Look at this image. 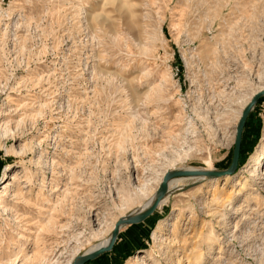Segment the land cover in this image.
Here are the masks:
<instances>
[{
  "label": "rangeland",
  "instance_id": "374dc122",
  "mask_svg": "<svg viewBox=\"0 0 264 264\" xmlns=\"http://www.w3.org/2000/svg\"><path fill=\"white\" fill-rule=\"evenodd\" d=\"M0 8V101L21 104L22 117L5 145L15 152L0 146V238L16 213L51 223L43 244L51 263L66 264L144 203L163 171L228 166L240 110L264 86V0H0ZM263 134L264 96L227 181L171 186L145 222L123 225L114 247L85 264H136L134 255L144 256L137 264L181 255L264 264V176L245 166ZM7 165L17 199L3 191Z\"/></svg>",
  "mask_w": 264,
  "mask_h": 264
},
{
  "label": "bare ground",
  "instance_id": "6f19581e",
  "mask_svg": "<svg viewBox=\"0 0 264 264\" xmlns=\"http://www.w3.org/2000/svg\"><path fill=\"white\" fill-rule=\"evenodd\" d=\"M2 8H0L1 10ZM152 11V10H151ZM5 12V11H3ZM18 14V13H17ZM18 16V15H16ZM15 17V16H14ZM28 18V17H27ZM145 20V19H144ZM26 22V21H25ZM35 23V22H34ZM144 24V23H143ZM18 48V47H17ZM16 54V53H15ZM13 55V54H12ZM12 58V57H11ZM21 64V63H20ZM18 79V77H17ZM24 79V78H23ZM25 80V79H24ZM14 81V80H13ZM1 82V81H0ZM21 82V81H20ZM19 82V83H20ZM5 84V83H4ZM15 84V83H14ZM3 86V84H2ZM264 86H259L257 87L253 93L251 95L248 96L247 100L245 101L244 105L242 106L238 119L240 117V114L243 110V108L247 105V103L250 101V99L252 98V96L258 92L259 90H263ZM3 91V90H2ZM8 97V96H6ZM2 99V98H1ZM8 100L6 101H0V146L4 149V151L10 152L13 151L15 152V148H12L10 150V148L8 149L7 147H5L6 145V141L8 139V134L11 132V125L14 124H18L19 120H21L20 115L17 114L18 110L21 108V104H13L11 105L10 103L7 104ZM12 102V101H9ZM20 103V102H19ZM25 113V112H24ZM21 114V113H20ZM25 115V114H24ZM237 119V122H238ZM80 126V125H79ZM193 125L191 124V121H187L186 124V129L191 128ZM12 134V133H11ZM128 138V137H127ZM125 138V139H127ZM25 145V144H24ZM117 146V145H116ZM10 150V151H9ZM23 165V164H22ZM246 171L249 172V175H252L253 177H259L258 180H260L261 176H264V134L262 135V137L260 138L255 150L253 151V153L249 156L248 159V163H246ZM11 165H7L5 167V171L2 175V182L1 184L4 187V193L8 194L9 196L13 197V199H17L18 198V189H15V191H11L9 188H7L6 186V182L7 179L9 178L8 176V171L10 170ZM181 169H197L194 166H186L185 168H181ZM173 170V169H172ZM201 170H214L211 167H206L203 168ZM23 171V168H22ZM245 171V169H244ZM166 171H163L159 177H158V184L161 182V179L164 175ZM14 174V173H13ZM248 174V173H247ZM10 177H12L10 175ZM230 176H225L222 177V179L224 181H227ZM18 178V177H16ZM193 179H197L198 181L193 182L192 185L194 186L195 184H197L198 182H203L204 180H208V182L210 183H216L218 180V177L216 178H211L208 179L205 176H199V177H191ZM254 178V179H255ZM11 179H14V177H12ZM16 180V179H15ZM182 178H174L171 179L168 182V189L171 186L177 187L176 190H185L183 189L185 186L180 185V182ZM241 180V179H240ZM253 180V179H252ZM257 180V179H256ZM29 181V180H28ZM241 182V181H240ZM257 182V181H256ZM253 183V182H252ZM261 183V181H260ZM264 183V182H263ZM8 184V183H7ZM158 184L155 188V190L153 191V193L148 197V199L142 203L138 208L132 210L129 214L124 215L120 218H124L126 216L129 215H134L137 214L138 212L142 211L143 209H145L153 200L154 198V194L155 191L158 187ZM12 185V184H11ZM187 186V185H186ZM255 186V185H254ZM2 187V188H3ZM18 187V186H17ZM192 187V186H191ZM241 187V186H240ZM13 188V187H12ZM253 188V186H252ZM264 188V187H261ZM135 193L134 194H139V193H143V190H145L144 187H140V188H136L135 189ZM52 191V190H51ZM138 192V193H137ZM235 192V191H234ZM38 193V192H36ZM237 193V192H236ZM2 194V193H1ZM127 196V201L130 199L131 193H129L128 191L125 193ZM130 194V195H129ZM4 195V194H3ZM38 195V194H37ZM239 195V193H238ZM259 195V194H258ZM2 196V195H1ZM1 196H0V203H1ZM27 196V195H26ZM166 196V195H165ZM163 197V199L160 201L159 205L160 206L162 203L165 202L166 197ZM21 198V196H19ZM37 197V196H36ZM5 198V197H4ZM221 199V198H220ZM23 200V199H22ZM212 200V199H211ZM231 200V199H230ZM19 201V200H18ZM21 201V200H20ZM30 201V200H29ZM9 202V201H8ZM47 202V201H46ZM218 202V201H217ZM6 203V202H5ZM31 203V201L29 202ZM224 207H228V208H232L231 207V202H229L227 199L224 200L223 202H221ZM32 204V203H31ZM34 204V203H33ZM2 204H0L1 206ZM6 205V204H5ZM10 205V204H9ZM14 205V204H13ZM18 205V204H17ZM30 205V204H29ZM12 206V205H11ZM157 206V207H158ZM7 207V206H6ZM19 207V205H18ZM23 207V206H22ZM40 207V206H39ZM9 208V207H8ZM7 208V210H9ZM235 208V207H234ZM4 208H1V210H3ZM13 209V208H11ZM40 209V208H39ZM42 209V208H41ZM45 209V208H44ZM226 209V208H224ZM237 208H235L236 210ZM240 209V208H239ZM5 210V209H4ZM6 210V211H7ZM15 210V209H14ZM13 210V211H14ZM20 210V209H19ZM48 210V209H47ZM246 210V209H245ZM251 210V209H250ZM221 211V210H220ZM240 211V210H239ZM5 212V211H4ZM51 212V211H49ZM223 212V211H222ZM10 213V212H9ZM12 213V210H11ZM14 213V212H13ZM16 213V212H15ZM27 213V212H26ZM216 213V211H215ZM236 213V212H235ZM8 214V213H7ZM238 215L240 214L239 212L237 213ZM27 215V214H26ZM45 215V214H44ZM230 215V214H229ZM228 215V216H229ZM236 215V214H235ZM10 216V215H9ZM11 217V216H10ZM217 217V216H216ZM226 217V216H225ZM230 217V216H229ZM248 217V216H247ZM49 218V217H47ZM228 218V217H227ZM243 218V216H242ZM42 220V219H41ZM46 220V219H45ZM217 220V219H216ZM215 220V222H216ZM230 221V220H229ZM237 221V220H236ZM116 222V221H115ZM115 222H113V224L111 225V230L114 227ZM218 222V221H217ZM220 222V221H219ZM7 223V222H6ZM41 223V222H40ZM94 223V222H93ZM39 223L29 220V218H27V216H24V214H20V213H16L14 216H12V220L11 223H9V231L10 234L7 236V238H0V264H59L58 261H53V263H51L52 261V257L50 252L48 251V249L44 246L43 244V235H47L48 233L54 232V228L55 226H53L51 223H46L45 225H38ZM231 224V223H230ZM233 224V223H232ZM247 224V223H246ZM257 224V223H256ZM60 225V224H59ZM166 225L165 221H159L157 226L154 229L153 234H156V232L161 233V231L163 230L164 226ZM227 225V224H226ZM225 225V226H226ZM62 227V225H60ZM65 227V226H64ZM122 226L119 227V230ZM220 227H222L220 225ZM236 228V227H235ZM60 229V228H57ZM56 229V230H57ZM227 229V227H226ZM110 230V231H111ZM224 230V229H223ZM232 230V229H231ZM230 230V231H231ZM220 231V230H219ZM233 231V230H232ZM231 231V232H232ZM97 232V231H96ZM227 232V231H226ZM111 232L109 233V235L107 237H104L103 239H101L100 241L90 244L85 251H83L81 253V255L83 254H87L101 246H104L107 244L109 237H110ZM49 235V234H48ZM6 236V235H5ZM46 237V236H45ZM154 238V235H153ZM159 239V238H158ZM45 241V240H44ZM203 241L206 245V253L208 254H212L213 252H215V248L216 247V235L214 236V234H211L210 230L206 233V235L203 238ZM226 241V240H225ZM228 241V240H227ZM54 242V241H53ZM222 244V243H221ZM229 244V242H228ZM53 246V245H52ZM219 246V245H218ZM223 246V245H222ZM221 246V247H222ZM219 248V247H218ZM54 250V249H52ZM191 250V248H190ZM215 250V251H214ZM55 251H58V248L55 249ZM185 251V250H183ZM205 251V250H204ZM220 251V250H219ZM60 252V251H59ZM218 252V251H217ZM223 252V250H222ZM225 252V251H224ZM183 254V252H182ZM191 254V253H190ZM56 255V254H55ZM206 255V254H205ZM213 255V254H212ZM218 255V254H217ZM54 256V255H53ZM80 256V255H79ZM221 256V255H220ZM55 257V256H54ZM78 256H76L75 258H70L66 261V264H72V262L77 258ZM144 256H137L134 255L133 259L134 262L137 264V261H140L141 259H143ZM186 257V256H185ZM211 257V256H210ZM222 257V256H221ZM193 258V257H191ZM196 259L191 260L188 258L185 259L182 255L179 256L178 259H175V264H201L202 261V257H195ZM211 260V259H210ZM214 260V258H213ZM217 260V259H216ZM209 261V260H208ZM153 263V262H152ZM155 263V260H154ZM157 264V263H155ZM203 264V262H202Z\"/></svg>",
  "mask_w": 264,
  "mask_h": 264
},
{
  "label": "water",
  "instance_id": "95a60500",
  "mask_svg": "<svg viewBox=\"0 0 264 264\" xmlns=\"http://www.w3.org/2000/svg\"><path fill=\"white\" fill-rule=\"evenodd\" d=\"M264 96V89L259 90L256 92L250 101L247 103V105L243 108L240 117L238 119V122L235 127V134H234V140H233V148L231 153V158L228 166L224 169H214V170H201V169H173L166 171L161 179V182L158 184V187L155 191L154 198L151 201V203L142 211L138 212L134 215H129L124 218H119L115 224L113 229L111 230V234L109 237V240L106 245L101 246L87 254H83L78 256L72 264H85L91 260L96 259L100 255L110 251L116 241L117 235L119 233V227L123 225H129V224H136L139 222H142L145 220L148 216H150L159 205L160 201L163 199V197L166 195L168 191V182L171 179L174 178H191V177H199V176H205L208 179L211 178H222L225 176L233 175L237 168L240 158V148H241V142H242V135H243V129L247 120V117L252 110L255 103ZM192 184L185 186L183 189H188Z\"/></svg>",
  "mask_w": 264,
  "mask_h": 264
},
{
  "label": "crops",
  "instance_id": "0c3cea01",
  "mask_svg": "<svg viewBox=\"0 0 264 264\" xmlns=\"http://www.w3.org/2000/svg\"><path fill=\"white\" fill-rule=\"evenodd\" d=\"M154 212H155V211H154ZM154 212H153V213H154ZM153 213H152V214H153ZM152 214H151V215H152ZM151 215H150V216H151ZM150 216H148V217H147L145 220H143L142 222H139V223H136V224L138 225V224H141V223L145 222ZM129 225H135V224H129ZM126 226H128V225H126ZM119 233H121V231H120ZM119 233H118V234H119ZM117 236H118V235H117ZM116 239H117V238H116ZM115 242H116V241H115ZM114 245H115V243H114ZM114 245H113V247H114ZM113 247H112V248H113Z\"/></svg>",
  "mask_w": 264,
  "mask_h": 264
},
{
  "label": "trees",
  "instance_id": "16d2710c",
  "mask_svg": "<svg viewBox=\"0 0 264 264\" xmlns=\"http://www.w3.org/2000/svg\"><path fill=\"white\" fill-rule=\"evenodd\" d=\"M245 126H246V123H245ZM242 150H243V135H242V142H241V148H240V158H241ZM240 158H239V162H240ZM238 166H239V163H238Z\"/></svg>",
  "mask_w": 264,
  "mask_h": 264
}]
</instances>
